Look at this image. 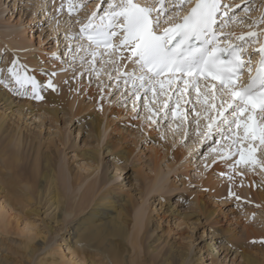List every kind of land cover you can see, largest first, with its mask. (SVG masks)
I'll return each instance as SVG.
<instances>
[{
    "label": "rangeland",
    "instance_id": "1",
    "mask_svg": "<svg viewBox=\"0 0 264 264\" xmlns=\"http://www.w3.org/2000/svg\"><path fill=\"white\" fill-rule=\"evenodd\" d=\"M63 1L56 0L55 5H50L48 0H0V54L8 53L0 66L9 67L12 57L15 55L19 58L22 66L26 65L31 72L36 70L44 77L45 81L48 79L47 73L56 72L52 82L58 88L57 92L48 89L44 93L45 99L38 101L30 97H17L0 85V92L6 93L5 95L0 94V115L5 114L9 117L8 125L17 131H20L21 128V131L30 139H35L34 135L36 134L38 137L35 139V149L30 143L27 144L33 151L29 148L24 149L21 144V150L17 154L13 153V148L4 139L2 143L0 142V147H4L0 148V186L2 183L3 187H6L10 180L18 181V183L23 182L30 186L31 193L35 195L40 189L41 183H44L42 175L47 172L42 157L48 156L49 163L56 170L58 188H61V192H64L65 188L70 187L73 182L77 183L78 181L79 187L73 191L72 198L74 195L75 198L72 199V202L76 200L77 203L80 202L82 194H85L86 187L89 185L97 187V191L95 190L94 193L96 198L90 204L89 210L96 207V203L105 195L107 189H114L116 193H124L123 196H126V199L135 202L125 210L131 218L129 227L124 229L121 223L116 226V229H120L124 233L122 236L112 237L108 234L107 229L110 226L104 224L107 221L106 215L98 222V224H102L90 225L99 230V236H92L88 241L97 243L102 240V243H106V239H108L111 244L122 246L125 252L121 256L123 264H136L137 256L143 264H159L154 256L147 255L154 253L155 243L153 245L143 243L141 246H143L144 252L139 255L135 254L138 252L139 246L133 250L129 244L136 231L144 233L137 229L140 226V218L144 209L151 219L158 217L157 212L165 214L168 211L169 214L166 216L168 221L161 220V230L158 233L169 238L170 245L179 251L173 254L174 257H171L175 261L173 264L187 256H189L190 264H201V258L207 250L206 246H210V252L217 258L220 256V252L225 251L219 258V264H246L238 251L241 249L246 252L247 257L258 259L259 264H264L262 259L264 243H261L264 241V207L261 205L262 202L257 199L263 200L262 198H264V170L259 168L254 171L243 170L237 166V170L243 174H237L230 180L229 175L232 173L223 160L218 158L215 161L212 160V164L209 163L210 157L213 159L214 155L216 156V153L209 150V146L215 147L219 153L222 146L231 145L232 141L221 140L220 136L216 135L201 142L199 138L193 136L192 130L195 125L190 122L195 113L188 115L183 121V128L187 130V136L177 127L181 121L171 117L170 120L158 121L162 131L157 133L152 131L147 123L144 124L145 117L143 116L146 114L142 115L139 120H134L132 117L136 115V112L132 110L131 104L128 107H120L124 98L115 95L117 91L115 86L110 91L105 87L102 92L95 86L97 83L95 80L89 85L86 78L80 76L76 71L75 66H68L62 61H58L57 58L61 54L64 44H53L52 41L58 40L65 33L75 34L81 27L80 23H75L77 19L86 22L91 13L96 12L97 15H100L105 7V0H73L74 4H86L87 7H81L69 17L66 8L61 13L56 11ZM228 3L232 6V11L239 13L236 19L226 27L229 35H234L233 37L237 36L236 34L246 35L249 31H259L264 28V25L259 29L250 28L252 22L264 14V0H228ZM245 3L252 5L247 14L240 12V7ZM93 5L97 7L96 10L94 8L89 12L88 8H93ZM35 26L36 29L33 30L32 28ZM5 28L19 34L25 33L26 48L21 49L22 46H20L15 49L16 52L11 50L10 43L7 44L1 39V37L7 38L8 41L10 38L5 37ZM230 28L233 31H243L233 34ZM33 38L34 41L30 43ZM31 54L36 56L34 66L30 64L31 59L25 61L27 57H31ZM54 60L57 62L54 63ZM131 68V63L127 62L121 71L128 72ZM107 70L108 68L105 66L102 71L106 73ZM31 72L29 71L28 74ZM74 73L77 76L75 80L73 79ZM101 80L106 85L107 75H102ZM65 81L69 83L66 84ZM86 93H94L97 98L95 101L87 99L82 104V106L86 105L87 109L81 115H73L71 113L72 106H81L79 99L88 97V95H83ZM169 94L171 95V93ZM2 97H6L10 101L1 100ZM159 98H157V106L161 105L164 99L163 97ZM141 99L143 100V97ZM193 100L194 94L188 97L184 96L181 101V115H184L187 109L192 108ZM189 101L193 103H189ZM174 102V99L169 100V106L172 107ZM25 105L29 107L24 108ZM137 106L139 107V102H137ZM196 107L199 108V105ZM32 109L35 112L29 114ZM40 113H43L41 118H37L35 114L41 115ZM92 113L97 117L96 120L90 119ZM160 115H163V112ZM101 120H103L102 123H100ZM106 124L110 128L105 135H102L103 138L99 143L98 133L100 131L98 129L100 127V130L104 132L103 128ZM206 124V120L201 117V128L203 129ZM164 125H168V127L164 128ZM151 127L154 128L155 125ZM224 129L226 130V125ZM176 136L179 138L183 136V139L178 141ZM191 143L192 146L196 143L200 145L196 149H191L192 152L189 148ZM231 150L235 151V147H232ZM188 151L190 152L189 156L181 161L183 153L186 152L185 155H187ZM208 151L212 156L210 153L207 155ZM125 152L129 158L124 154ZM206 155L210 157H207L206 161H208L205 163ZM256 157L258 160H262L264 153L258 150ZM204 163L205 165H203ZM208 163L213 166L214 164H224L221 168H226L227 171H224L227 175L222 176L217 172L218 170L214 172V168ZM247 177L252 179L247 180ZM248 183L255 184V195L246 194L244 191ZM165 185L171 187L170 193L167 192L169 188L165 189ZM213 190L216 193H213ZM8 192L9 190L6 189L3 195L11 196L12 194ZM46 197L44 195L43 198L46 200ZM235 197H240V199L237 200ZM203 198L210 203L217 201L215 208L221 215H215L209 221L212 224L206 223L201 206L198 205V202H201ZM2 202L4 200L0 204ZM32 204H35L33 205L34 209L38 208L35 201H32ZM45 211L42 209V211L31 215L21 211L19 217L23 221H19V225L11 222L5 226L0 233V261H2L0 264H50L48 252L51 250L53 252L57 245L62 249L67 247L71 238L76 236L77 231L74 227L76 219H73L75 215H67L65 217L68 219L63 217L56 224L53 215H50V212L45 213ZM208 211L211 210L208 209ZM111 215L114 213L111 212ZM215 218H218L216 223ZM219 220L223 221L218 224ZM222 226L234 230L231 237L227 239L228 242L221 238L214 239ZM31 227H35L32 234L36 235L37 233L41 237L22 233ZM88 227H84L78 233L89 234ZM52 229H55L53 234H51ZM149 229V234L154 233V229ZM6 230H9V233ZM63 236L67 237L66 245L63 244L65 243L62 241ZM96 237H99L100 240H96ZM23 240H26L29 246L36 248L33 255L26 256L27 250L24 249ZM43 243L46 245H42ZM191 243L194 244L193 251H190ZM91 251L94 252L90 257L95 262L111 264L105 259L104 253L98 254L95 250ZM207 255L208 253H206ZM211 263L212 260H209L203 264Z\"/></svg>",
    "mask_w": 264,
    "mask_h": 264
},
{
    "label": "snow or ice",
    "instance_id": "2",
    "mask_svg": "<svg viewBox=\"0 0 264 264\" xmlns=\"http://www.w3.org/2000/svg\"><path fill=\"white\" fill-rule=\"evenodd\" d=\"M48 3L55 5L56 0ZM81 7L87 5L64 0L56 11L61 13L66 8L71 17ZM251 8V4L245 3L240 12L247 14ZM238 15L228 0H105L100 15L93 12L86 22L77 19L75 23L81 24L78 32L65 33L52 43L64 44L58 61L75 66L89 85L95 80L102 92L105 87L110 91L115 86V95L124 98L120 107L131 104L136 112L134 120L146 113L145 120L152 131L161 132L158 121L171 117L181 121L177 127L187 136L183 121L195 113L190 122L195 125L193 136L201 142L216 135L221 140H231L232 144L222 146L219 153L209 146L216 153L213 160L225 162L232 173L231 180L243 174L237 166L243 170H264V159L256 157L258 150L264 153V28L235 37L226 34L225 28ZM221 16L225 19L221 20ZM262 25L264 14L250 28ZM7 55L0 54V65ZM121 61L131 63V70L122 72L126 64ZM105 66L106 73L102 71ZM245 72L249 82L238 83ZM56 74L47 73L48 79L38 82L14 55L9 67L0 66V85L17 97L42 101L48 89L58 91L52 82ZM104 74L108 77L106 85L101 80ZM76 78L74 73L73 79ZM185 93H194V103L189 101L192 108L181 115ZM159 97L164 99L157 106ZM173 99L174 105L170 107L169 100ZM201 117L207 121L203 129Z\"/></svg>",
    "mask_w": 264,
    "mask_h": 264
},
{
    "label": "bare ground",
    "instance_id": "3",
    "mask_svg": "<svg viewBox=\"0 0 264 264\" xmlns=\"http://www.w3.org/2000/svg\"><path fill=\"white\" fill-rule=\"evenodd\" d=\"M43 2H45V1H43ZM96 8L97 7H94V5H93V8L89 7L88 9L90 12L93 9L96 10ZM13 27H16V26H13ZM9 28L8 29L5 28L6 29L5 37L6 36L10 37L8 39V41H7V38L1 37V39L4 40L7 44L10 43L11 46L9 45V48L11 47V50H15L16 48H20V46H22L21 49L22 48L25 49L26 48L25 47V45H26L25 44V40H26L25 39V33L19 34L14 30L13 31L9 30ZM32 29L35 30L36 26H35V28H32ZM37 30H39V28H37ZM55 30H57V29H55ZM227 30L228 29H225V33L229 34ZM230 31H231V33L235 34V33H240L243 30L233 31L230 28ZM14 35H15V38H14ZM236 35L239 36V34H236ZM33 41H34V38L32 39V41L30 43H32ZM233 42L239 43V41H235V40H233ZM15 52H16V50H15ZM125 55H127V53H125ZM27 59H31L30 64L32 66H34L36 64V56L31 54V57L30 58L27 57L25 59V61ZM120 63L121 64H127L126 61H121ZM123 68H125V67H122V69ZM27 71L31 72L30 69H27ZM33 71L34 72H31L30 75H32L38 82H44L45 81L44 77L41 74H38V72H36V70H33ZM0 94L5 95L6 93L3 94L2 92H0ZM83 95H88V97H86V98L82 97L81 99H79L81 106H78V107L72 106V108H71V113L75 116L81 115L87 109L86 105L82 106V104H84L87 99H91V101H95V99L97 98L96 94H94V93H86ZM185 96L188 97L189 95L187 93H185ZM161 98H159V99H161ZM1 100H6V102L10 101L9 99H6V97H2ZM21 106H20V108H21ZM26 107H29V106L25 105L24 108H26ZM34 112H35V110L32 109L29 112V114H32ZM40 114L41 115L35 114V116L37 118H41L43 113H40ZM225 115H227V112ZM143 117H145V115ZM8 118L9 117L5 116V114L0 115V142L2 143V141L4 139L6 142H8V145L13 148V150H14L13 153H16V154L19 153V151L21 150L20 149L21 144L23 145L24 149L25 148L31 149L27 145L28 143H30V145L35 149V147H36L35 139L38 138L37 134L34 135L35 139H30V137H28L24 132L21 131V128H20V131H17L16 129L12 128V126H9L7 123ZM229 118L231 119L232 117H229ZM90 119L96 120L97 117L95 116V114L92 113L90 116ZM102 122H103V120L100 121V123H102ZM146 123L147 122L144 118V124H146ZM143 127H144V125H143ZM145 127H147V126H145ZM18 128H19V125H18ZM109 128L110 127L106 124L105 127L103 128L104 132H102V130H100V127H99V129H98V131H100L98 133V142L99 143H100V140L103 138L102 135H105L108 132ZM175 128H177V127H175ZM169 129H171V128H169ZM174 130H176V129H174ZM179 135H181V134H179ZM176 137H178V136H176ZM31 138H33V137H31ZM182 139H183V136L180 138L178 137V141H181ZM60 142H61V140H60ZM175 144H176V141H175ZM189 145H191L189 147L191 150V149L198 148L200 144L196 143V145L192 146V143H191ZM219 146H221V145H219ZM15 147H17V148H15ZM0 148H4V147H0ZM189 148H188V150H189ZM191 151L193 152V150H191ZM185 153L186 152L183 153V158L180 159L181 161L184 158L188 157L190 154L189 151H188L187 155H185ZM207 153H208L207 155H209L210 152L208 151ZM124 154L127 155L126 152ZM207 155L205 156L206 157L205 161L203 160L205 163L208 161V160L206 161V159L208 157ZM210 155H211V153H210ZM128 158H129V156H128ZM259 158H262V157H259ZM48 159H49L48 156L42 157V160L45 162L47 172H44V174L42 175V178L44 179V181H43L44 183H41L40 189L37 191V193H35V195H33L31 193L30 186L23 183V182L18 183V181L14 182V180H10L9 182H7L8 184L6 187H3V184L1 183V186H0V202L2 200H4V202H2V204H0V233L2 232V230L5 228V226L8 223L14 222V224L19 225V221H23V219H21L19 217V214L21 211L25 212L26 214L31 215L32 213L35 214V213H38L40 210L42 211V209H45L46 210L45 213L50 212V215H53L56 224L59 223L63 219V217L67 218L65 216H67V215L72 216L74 214L75 216H73V219L74 220L76 219V222H74L75 223L74 227L77 231L76 236H73L71 238L68 245H66V242L68 243L67 237L63 236L62 241L65 242L63 244L66 245L67 247H65V249H62L61 247H59V245H57V247H55L53 252H52V250L50 252H48L47 255L49 256L48 261L49 260L51 261L50 264H106V263H101V262H95L94 260H92L90 255L94 251H91V250H95V252L98 254L104 253L105 259L107 260L108 263L123 264L121 256L125 252H124V248L122 246H120V245L117 246L116 244H113V243L111 244L108 239H106L107 240L106 243H104V242L102 243V240L98 241L97 243H94L93 241H88V239H91L92 236H99V230L97 228L90 226V225L102 224V223L98 224V222L107 216V221L104 224L110 226L107 229L108 234L112 237L122 236L124 233L121 232L120 229H116V226H118L121 223V224H123L124 229H127L129 227V223L131 222V218H130V214L127 213L125 210L128 209V207L130 205L135 204V202L131 199H126L127 197L123 196L124 193H116L114 189H107V191L105 192V195L102 196L101 199L96 203V207L89 210L90 204L96 198V195L94 193H95V190L97 191V187H95L94 185L91 187H90V185L86 187L85 194L84 193L82 194L80 202L77 203V200L72 202V199L75 198V195L72 198L73 191L79 187L78 181L76 180L77 183L73 182V184H70V187L65 188L64 192L63 191L61 192V188H58L59 183L57 182L58 176H56V170L52 167L51 163H49ZM203 159H204V157H203ZM212 160L213 159L210 157L209 163L212 164ZM205 163L203 165H205ZM209 163H208V165H211ZM218 165L219 164H217V165L214 164V166L211 165L214 168L213 171L215 172L218 170L217 172L219 174L225 173L224 170H226V168H223V167L221 168V166L224 164H220L219 166ZM212 167H211V169H212ZM222 176H224V175H222ZM112 179L114 180V178H111V180ZM246 179L250 180L252 178L247 177ZM167 188H169L167 192L170 193L171 187H169L168 185H165V189H167ZM6 189L9 190L8 193L12 194L11 196H9V194L3 195V193L5 192ZM254 190H255V184L254 183H250V184L248 183V186H246L244 189L246 194L250 193L249 195H251V194L255 195ZM213 193H216V191L213 190ZM42 195H43V197H44V195L47 196L46 200L43 197H41ZM257 199H259L262 202L261 205H263V207H264V198H262L263 200H261V198H257ZM32 201H35L36 205H38V208L34 209L33 205H35V204H32ZM216 203H217L216 200L213 201V203H210L209 201L205 200L204 198L201 199V202H198V205L201 206V211H202V213L206 219V223H208V224H212L209 221L215 215H221L219 213V210L217 208H215V206L217 205ZM18 206H19V208H18ZM208 209L211 211H208ZM36 211H38V212H36ZM111 212L114 213V215H111ZM142 212H143V214L141 215V218H140V226L138 228L137 227L136 228L140 229L141 231H144V233L136 231L134 238H132L129 242L130 246H132L133 250H136L137 246H139L138 250H137L138 252L135 253V254L139 255V254H142L144 252V248H143V246H141L143 243H145V245H153L155 243L154 253L153 254H147V255H149L150 257L154 256L156 261L159 262V264H173L175 261H173V259L171 257H174L175 255H173V254L175 252H179V251L175 250V247L170 245V243L168 241L169 238L167 239V237L160 235V233H158V231L161 230L160 229L161 228L160 227L161 220L165 219L164 222L168 221V219H167L168 217H166L167 214H169L168 211L165 214L157 212L158 217L154 218V219H151L150 216H147V214H146L147 212L145 209ZM216 219H218V218H215V223H216ZM222 221L219 220L218 224L221 223ZM83 223H85V224H83ZM167 223L169 224V222H167ZM215 223H213V224H215ZM87 226H89L87 228V231H89V234L88 233L85 234L83 232H82V234L78 233V231H80L81 229H83L84 227H87ZM182 226H184V225H182ZM149 228L154 229L153 230L154 233L149 234V232H150ZM211 229H213V227H211ZM34 231H35V227H31V229H29L26 232H22V233H25L26 235L29 234V235L41 237V235H39L37 233H36V235L32 234V233H34ZM54 231H55V229H52L51 234H53ZM6 232L9 233V230H6ZM232 232H234V230H231L229 227L222 226L219 229V233L218 234L216 233L217 237H214V239L221 238V239L227 241V239L229 237H231ZM95 239L100 240L99 237H96ZM23 243H24V249L27 250L26 256L33 255L36 251V248H34L33 246L32 247L29 246L28 242L26 240H23ZM42 245H46V244L43 243ZM93 245H95V246H93ZM189 247H190V251L194 250L193 249L194 244L191 243ZM206 249H207L206 253H208V255L206 256V253L203 254V257L201 258L202 259L201 264L206 263V261H209V260H212V263L219 264V262H220L219 258L221 255H223L225 253V251L220 252V256L217 258L216 255H214L210 252V246H206ZM238 251H240V253L242 255V259H244V263H246V264H259L260 263V261L258 259L247 257L246 256L247 254L244 250L241 249ZM224 258H226V257L224 256ZM262 259L264 260V255H263ZM188 260H189V256H187L185 259L179 260L175 264H190V261H188ZM0 263H2V261H0ZM135 263L136 264H143V262L140 260L139 256L136 257ZM45 264H48V263H45Z\"/></svg>",
    "mask_w": 264,
    "mask_h": 264
}]
</instances>
